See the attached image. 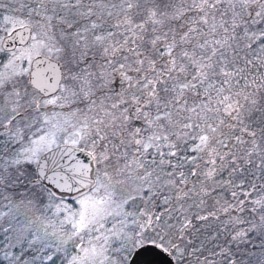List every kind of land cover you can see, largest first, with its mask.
<instances>
[{"label":"snow or ice","instance_id":"6c2138e0","mask_svg":"<svg viewBox=\"0 0 264 264\" xmlns=\"http://www.w3.org/2000/svg\"><path fill=\"white\" fill-rule=\"evenodd\" d=\"M0 264H264V0H0Z\"/></svg>","mask_w":264,"mask_h":264}]
</instances>
